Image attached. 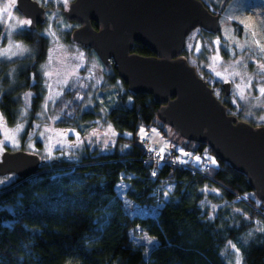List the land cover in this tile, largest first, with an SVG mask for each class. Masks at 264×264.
<instances>
[{"label": "trees", "instance_id": "16d2710c", "mask_svg": "<svg viewBox=\"0 0 264 264\" xmlns=\"http://www.w3.org/2000/svg\"><path fill=\"white\" fill-rule=\"evenodd\" d=\"M40 27L15 34L32 47L30 56L14 63L0 61V111L7 124L18 121L21 93L33 92L22 140L33 129L45 90L40 64L48 41ZM2 34L0 23V40ZM133 50L152 53L140 42ZM14 64L19 65L12 73ZM108 65L111 81L118 74L112 63ZM122 82L126 89L110 107L107 119L119 132L131 134L118 136L128 144L124 151L86 154L77 161L42 160L32 176L0 181V264H234L237 250L243 264H264V201L246 194L253 191L247 175L217 157L207 143L192 140L183 144L185 149L194 148L200 158L205 149L214 156L207 173L167 164L151 175L137 130L157 122L161 103ZM73 94L64 91L54 106L61 109L62 99L70 100ZM69 108L72 113L64 108L62 114L90 117L91 112L81 110L76 100ZM37 144L41 146V141ZM121 180L128 182L125 195L135 203L151 206L162 201L158 213L128 212L117 191ZM166 183H173L172 190L164 191ZM211 186L220 192L208 196L226 201L216 212L202 202L205 188ZM137 226L158 241L148 255L131 238Z\"/></svg>", "mask_w": 264, "mask_h": 264}, {"label": "rangeland", "instance_id": "374dc122", "mask_svg": "<svg viewBox=\"0 0 264 264\" xmlns=\"http://www.w3.org/2000/svg\"><path fill=\"white\" fill-rule=\"evenodd\" d=\"M44 5L45 21L41 23L39 32L47 37L48 48L45 58L41 61L40 69L43 77L44 96L37 119L33 129L25 140L21 139L22 132L18 135V147L10 144L4 145V150L24 149L39 154L42 160L65 159L77 161L83 155L101 152H110L114 149L124 151L128 144L120 142L118 136L122 133L125 136L131 134L127 131L119 132L108 122L107 113L117 99V96L126 89L122 78L116 76L110 81L111 68L105 64L95 50L85 47L71 38V32L79 23L68 19L64 9L72 0H37ZM208 7L219 14L220 30L212 33L201 26L190 31L186 37L183 56L190 64L195 66L198 74L208 81L218 97L226 98L229 103V110L239 119L250 122L254 126L264 125V96L259 92L264 87V71L259 68L264 65V0H203ZM23 21H30L16 7V0H0V23L3 25V34L0 40V61L16 62L32 54V47L24 41L15 38V34L23 29L19 26ZM242 22V23H240ZM219 41V43H217ZM15 53V55H13ZM216 57L217 59L213 60ZM19 65V64H18ZM12 66V73L18 67ZM83 65V66H81ZM42 66H46L42 68ZM215 72L222 73L231 81L230 95L226 96L222 87L224 82L215 75ZM239 73L238 76H233ZM50 74V75H46ZM89 77H91L89 79ZM251 77V87L245 86ZM67 78L68 84L64 86L62 81ZM47 85H51L49 89ZM83 85V86H81ZM240 85L244 91V99H241L235 92V86ZM74 91L70 100L67 97L62 99L63 107L57 109L54 104L61 99L64 91ZM62 93V94H61ZM27 94L32 91L21 93V105L19 118L16 124L9 125L0 111V140H4V132L12 134L14 130L22 125L23 130L27 120L30 99ZM56 97L55 103L48 100L49 95ZM57 94H61L57 96ZM30 96V98H31ZM82 97L83 99H77ZM76 100L81 110H88L90 117L82 118L76 115L73 117L63 115L64 108L70 113L69 106ZM47 102V107L44 105ZM63 111V112H62ZM22 112L26 117L22 118ZM61 121L70 123H61ZM35 126H39L38 128ZM109 128L115 135H106ZM45 137L39 136L45 130ZM143 130V132H141ZM57 132H74L75 135H66L61 138L55 135ZM96 133V135H93ZM130 134V135H129ZM51 136V139L47 137ZM139 140L145 139L149 145L155 147L175 148L184 152L183 144L187 142L172 126L164 124L159 119L149 126L140 125L137 130ZM62 139V148L57 144ZM41 141V146L37 141ZM78 140L80 141L77 147ZM91 141L89 143L88 141ZM109 141H114V145ZM107 147H105V143ZM52 146L49 155L48 148ZM205 156L208 162L214 160V156L205 149ZM1 157V156H0ZM215 161V160H214ZM16 175L11 173L1 178L2 183H7ZM128 182L121 180L117 184L118 194L123 198L125 209L130 213L138 215H156L159 207L163 204L158 201L151 206L140 205L127 198L126 188ZM164 191H170L173 183H166ZM206 193L202 199L203 204L208 205L211 212H216L226 201L217 202L211 199L208 194H219L217 187L205 188ZM257 202L260 200L254 191L246 193ZM132 240L143 245L146 255L158 243L157 239L149 235L140 226L130 232ZM243 264L240 253L235 251L234 264Z\"/></svg>", "mask_w": 264, "mask_h": 264}, {"label": "water", "instance_id": "95a60500", "mask_svg": "<svg viewBox=\"0 0 264 264\" xmlns=\"http://www.w3.org/2000/svg\"><path fill=\"white\" fill-rule=\"evenodd\" d=\"M16 7L30 19V29L45 21L46 8L37 0H16ZM64 14L79 23L72 40L95 50L105 64L112 63L131 91L153 95L161 103V121L187 140L207 143L217 157L247 175L264 201V125L229 113L182 54L195 27L220 30L218 13L203 0H72ZM135 42L152 53L134 51ZM222 87L230 95L231 82ZM41 161L35 152L7 148L0 157V176L28 178Z\"/></svg>", "mask_w": 264, "mask_h": 264}, {"label": "snow or ice", "instance_id": "6c2138e0", "mask_svg": "<svg viewBox=\"0 0 264 264\" xmlns=\"http://www.w3.org/2000/svg\"><path fill=\"white\" fill-rule=\"evenodd\" d=\"M14 2H15V0H14ZM240 23H242V22H240ZM30 25H31V21H23V22H21V24H20V28L21 29H23V28H25V27H30ZM217 43H219V41H217ZM261 50V52H264V48H261L260 49ZM13 55H15V53H13ZM215 59H217L216 57H214L213 58V60H215ZM81 66H83V65H81ZM44 67H46V66H42V68H44ZM259 68L261 69V71H264V65H260L259 66ZM46 75H50V74H46ZM215 75L218 77V78H220L221 80H223L225 83H230L231 81L227 78V77H225L222 73H219V72H215ZM239 75V73H234L233 74V76H238ZM91 77H89V79H90ZM249 79V83H248V85H246L245 87L246 88H249L250 89V87H251V77H249L248 78ZM62 84L64 85V86H67V84H68V80H67V78L64 80V81H62ZM81 86H83V85H81ZM47 87L50 89L51 88V85H47ZM235 92H236V95H238L241 99H244L245 97H244V91H243V89H241V87H240V85H236L235 86ZM259 92H260V94L262 95V96H264V87H260L259 88ZM62 94V93H61ZM61 94H57V96H59V95H61ZM30 96H31V94H27V99H30ZM55 99H56V97H54L53 95H49V97H48V100L49 101H51V102H53V103H55ZM77 99H83L82 97H77ZM44 107L46 108L47 107V102H46V104L44 105ZM26 117V113H24V112H22V118H25ZM35 127H39V126H35ZM23 131V126L22 125H20V126H18L15 130H14V132L12 133V134H9L7 131H5L4 132V140H0V156H2V154H3V151H4V145L5 144H10L11 146H13V147H18V140H17V138H18V135L21 133ZM50 130H45L44 132H40L39 133V136L41 137V138H44L45 137V132H49ZM141 132H143V130H141ZM69 134H71V135H75L77 138H78V133H74V132H57V133H55V135H57L58 137H61V138H63V137H65L66 135H69ZM93 135H96V133H93ZM106 135H115V133L113 132V130L111 129V128H109V130H108V133H106ZM130 135V134H129ZM48 139H51V136H49V137H47ZM89 143H91V141L89 140L88 141ZM110 143H112L113 145H114V141H109ZM109 142H106L105 143V147H107V143H109ZM79 143H80V141L78 140V143H77V147L79 146ZM57 144L58 145H60L61 146V148H62V139L61 140H58L57 141ZM51 151H52V146H49V148H48V152H49V155L51 154ZM161 152H163V149H161ZM184 155H187V154H183V153H181V156L183 157ZM196 159V161L199 163L200 162V160H201V158L200 157H196L195 158ZM189 161L188 160H185V159H178L177 161H174V163H188ZM212 163H215V161L213 160L212 161ZM234 247V246H233ZM238 251V250H237ZM237 264H239V261H237Z\"/></svg>", "mask_w": 264, "mask_h": 264}, {"label": "built area", "instance_id": "2783aa9c", "mask_svg": "<svg viewBox=\"0 0 264 264\" xmlns=\"http://www.w3.org/2000/svg\"><path fill=\"white\" fill-rule=\"evenodd\" d=\"M141 144L144 146V161L146 164L151 165L150 166V174L154 175L157 172L158 166L163 165H179V166H185L190 167L192 169H199L202 173H207L210 169V163L206 159H202L199 163L196 161V157L199 156V152L196 151L194 148L186 149L184 152H172L170 150H167L164 146L161 147H155L152 145H149L145 139L141 140ZM161 149H163V152H161ZM181 153L187 154L183 157L181 156ZM185 159L188 160V163H174V161H177L178 159ZM197 164L194 165L195 163Z\"/></svg>", "mask_w": 264, "mask_h": 264}, {"label": "flooded vegetation", "instance_id": "af4514ba", "mask_svg": "<svg viewBox=\"0 0 264 264\" xmlns=\"http://www.w3.org/2000/svg\"><path fill=\"white\" fill-rule=\"evenodd\" d=\"M219 98H220V99L222 100V102L227 106V110H228V112L231 113L230 110H229V106H230V105H229L227 99H226V98H223V97H219ZM224 101H225L226 103H225ZM231 114H232V113H231Z\"/></svg>", "mask_w": 264, "mask_h": 264}]
</instances>
